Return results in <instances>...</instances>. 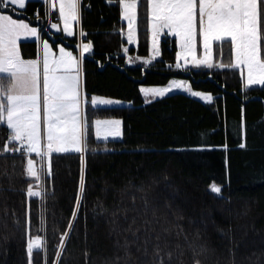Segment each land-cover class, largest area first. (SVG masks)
Here are the masks:
<instances>
[{
	"label": "trees",
	"instance_id": "16d2710c",
	"mask_svg": "<svg viewBox=\"0 0 264 264\" xmlns=\"http://www.w3.org/2000/svg\"><path fill=\"white\" fill-rule=\"evenodd\" d=\"M80 7L81 29L94 45L82 62L87 96L101 94L132 103L92 107L87 102L85 153L53 154L51 178L44 175L41 181L26 176L28 157L22 152L3 153L11 130L0 123V264H28L26 227L32 238L40 235L44 241L42 250H34L33 264H126L120 245L130 233L124 232L128 224L118 209L130 206L133 194L138 208L147 199L164 227L180 226L182 235L168 236L173 247L180 243L183 248L172 264H194L185 237L207 246L201 264H264V88L244 91L239 72L227 68L177 69L176 39L169 35L162 40L160 59L147 67L129 64L123 52L128 45L126 22L118 0H80ZM16 8L14 17L39 26L42 37L54 45L62 42L78 53L77 33L56 41L44 33L51 14L46 16L49 9L40 0H32L25 10ZM138 13V47L143 53L149 33L146 0H140ZM19 45L24 58L39 55L36 39ZM231 55L228 43L214 44L215 63L227 65ZM174 77L189 79L192 88L212 94L213 101L175 92L145 102L141 84H165ZM102 116L122 119L121 139H96L91 121ZM245 130L247 146L242 149L238 145ZM31 158L39 168V159ZM82 171V206L60 251V236L80 195ZM213 183L221 186V194L211 192ZM29 184L42 196L28 197ZM133 227L143 225L138 220ZM132 253V264H145L146 259L150 264L134 247Z\"/></svg>",
	"mask_w": 264,
	"mask_h": 264
},
{
	"label": "snow or ice",
	"instance_id": "6c2138e0",
	"mask_svg": "<svg viewBox=\"0 0 264 264\" xmlns=\"http://www.w3.org/2000/svg\"><path fill=\"white\" fill-rule=\"evenodd\" d=\"M51 10L58 11L60 23H51L50 28L62 31L68 37L74 35V23H80L81 7L79 0H40ZM111 3L112 0H106ZM32 0H0V123L11 130L8 142L3 146V153H23L26 160V176L41 181L42 176L51 178V157L70 151L85 153L87 124L84 116L86 104L85 93L81 88V65L86 54L93 52L91 41L77 45L79 52L74 55L66 47L60 46L58 52L53 50L48 39L42 38L39 26H30L25 19L14 18L17 8L25 10ZM140 0H118L123 21L127 22V43L134 44L137 37L138 6ZM150 18L152 55L144 60L151 64L161 56L160 38L171 34L178 38L179 51L175 55V67L187 71L194 69H230L239 72L243 80L242 89L251 86L264 88V0H147ZM50 13H46V16ZM39 20V10L36 11ZM48 29H44L47 33ZM79 35L88 34L80 30ZM200 37L201 53L198 54L197 38ZM21 38H35L40 43L39 56L35 59L23 58L19 42ZM224 43L231 46L233 59L229 64L214 62V44L219 47ZM127 47L123 48L128 53ZM140 59V57H136ZM128 57V63H132ZM180 89L194 97L211 103L213 95L202 91H193L191 83L183 79H172L166 87H139L145 98H163ZM93 106H112L119 100L103 96L90 98ZM150 103L151 101L146 100ZM43 111V119H42ZM243 116V102H242ZM121 119H97L94 121V134L97 139L108 140L109 137L122 136ZM246 135L240 148H246ZM11 145V146H10ZM223 147H227L224 145ZM180 151L181 149H174ZM32 154L39 158L32 159ZM79 196L74 205L72 217L67 229L60 236L58 248L63 251L65 240L73 230V222L81 208V200L86 191L83 171L79 182ZM211 192L221 194L222 188L216 183L211 185ZM28 197H41L42 191H34L31 184L26 189ZM118 209L128 227L124 232L130 233L120 245L125 252L126 264H132V248L150 258V264H172L174 255H183L180 243L173 247L168 236L175 232L182 235L179 225L164 227L156 216V209L150 208L144 199L142 208L134 203ZM152 212L151 218L148 217ZM129 213H135L129 216ZM116 215V213H114ZM131 220V223H128ZM140 221L143 227H133ZM17 226L19 220L16 221ZM27 223V221H26ZM113 224L118 223L116 220ZM159 226V230H157ZM25 248L28 264H33L34 250H42L44 243L40 235L32 238L26 227ZM193 253L194 264H201L200 256L207 253L205 244L188 242ZM119 244V241L117 242ZM60 252L56 254L59 261ZM145 264H149L146 259Z\"/></svg>",
	"mask_w": 264,
	"mask_h": 264
},
{
	"label": "rangeland",
	"instance_id": "374dc122",
	"mask_svg": "<svg viewBox=\"0 0 264 264\" xmlns=\"http://www.w3.org/2000/svg\"><path fill=\"white\" fill-rule=\"evenodd\" d=\"M146 2H147V0H146ZM16 7H18V6H16ZM53 11V10H52ZM54 12V11H53ZM147 12H148V8H147ZM138 16H139V13H138ZM50 17H51V15H50ZM122 17V16H121ZM14 18H17V17H14ZM17 19H23V18H17ZM25 21L26 22H28L29 24H30V26H36V25H32L29 21H27L26 19H25ZM126 22V21H125ZM51 23H60L61 24V28H62V21H60L59 19L58 20H51ZM50 23V24H51ZM147 26H148V29H149V33H148V44H147V50H146V52H143V53H141V52H139V47H138V34H137V37H136V42L134 43V44H128V45H126L125 47H127L128 49H129V51H128V53H125L126 55H127V59H128V57H132V60H133V62L131 63V64H134V65H143V66H145V67H147V66H149L150 64H145L144 63V60L145 59H147L148 57H150L151 55H152V51H151V31H150V18H149V14H148V24H147ZM80 28V24H79V27L78 28H76V26H75V23H74V25H73V29H74V35L77 33V35H78V43H77V45L80 43V42H82L81 41V36L79 35V32H80V30L81 29H79ZM53 30V32H57V33H60V32H62V31H57V30H55V29H52ZM137 32H138V19H137ZM126 33H127V22H126ZM67 35V34H66ZM73 35V36H74ZM166 35H169V36H171V34H167V33H165V34H163L162 36H161V38H160V48H161V43H162V40H163V38H164V36H166ZM173 37V36H172ZM43 39H48V38H44V37H42ZM31 39H35V38H27V39H25V38H21V40H31ZM175 39H176V46H177V50H176V52L177 51H179V44H178V38H176L175 37ZM49 40V39H48ZM49 42L52 44V46H53V50L54 51H57L58 52V48L60 47V46H63V47H66L68 50H70V51H72L73 52V54L74 55H78V53H76V52H74L71 48H69V47H67V46H65L62 42H58V45L57 46H55L50 40H49ZM83 42H87V41H83ZM124 47V48H125ZM131 47H135V50H132V51H130V48ZM197 47H198V54H200L201 53V43H200V37L198 36V38H197ZM40 48H41V45H40V43H39V52H40ZM78 52H79V49H78ZM39 56V55H38ZM37 56V57H38ZM162 56V55H161ZM161 56H159V57H157L154 61H152V63L153 62H155L157 59H160L161 58ZM37 57H34V58H25V59H35V58H37ZM136 57H140V59H136ZM24 58V57H23ZM231 58L233 59V53H232V55H231ZM216 60H215V56H214V62H215ZM151 63V64H152ZM130 64V63H129ZM189 68H192L191 66H189ZM192 69H194V68H192ZM172 79H183V80H187L189 83H190V81H189V79H187V78H180V77H174V78H171L167 83H165V84H160V85H158V84H141L140 85V87L141 86H143V87H166V86H168V84H170L171 83V80ZM81 88H82V90H83V92L85 93V99H86V101L87 102H89L90 103V106H92V107H97V106H99V105H97V106H93V105H91V102H90V98L91 97H93V96H103V97H106V98H112V99H115V100H119V101H121V103L120 104H118V105H112V106H123V105H131V101H128V100H124V99H121V98H116V97H112V96H107V95H101V94H93V95H91L90 97H88L87 96V94H86V92H85V89H84V84H82V80H81ZM193 89V91H200V90H197V89H194V88H192ZM175 92H184V93H187V94H189V95H191L190 93H188V92H185V91H183V90H180V89H174L173 90V92H171V93H175ZM203 92V91H202ZM171 93H169V94H171ZM205 93V92H204ZM168 95V94H167ZM142 96H143V94H142ZM192 96V95H191ZM194 97V96H193ZM143 98H144V100L146 101V100H148V101H151V100H154V99H156V98H152V97H147V98H145L144 96H143ZM197 98H199V97H197ZM87 102H86V104H87ZM86 104H85V106H84V111H85V116H84V119H85V122H86V124H87V119H86ZM100 107H105V106H100ZM108 107V106H107ZM42 119H43V111H42ZM97 119H100V120H106V119H121L120 117H116V116H111V117H108V116H102V117H95V118H93V120L91 121V125H92V131H93V134H94V121L95 120H97ZM122 120V119H121ZM88 132V124H87V131H86V133ZM122 133H123V125H122ZM94 136H95V134H94ZM123 137V134H122V136L121 137H119V138H113V137H109L108 139H121ZM97 139V138H96ZM98 140H103V139H98ZM70 152H74V151H70ZM34 156H35V154H33ZM38 158V157H37ZM39 159V158H38Z\"/></svg>",
	"mask_w": 264,
	"mask_h": 264
},
{
	"label": "crops",
	"instance_id": "0c3cea01",
	"mask_svg": "<svg viewBox=\"0 0 264 264\" xmlns=\"http://www.w3.org/2000/svg\"><path fill=\"white\" fill-rule=\"evenodd\" d=\"M79 3H80V0H79ZM54 11V13L56 14V15H58V11H56V10H53ZM79 24H80V28L79 29H81V23H75V26H76V28H78L79 27ZM48 34H49V36L50 37H52L53 38V40L54 41H56L58 38H61V37H63V36H67L65 33H63V32H60V33H57V32H53V30L50 28V25H49V30H48ZM56 34H58V36H55ZM126 37H127V34H126ZM87 41V42H89L90 40H88L86 37H81V41L83 42V41ZM21 41V40H20ZM81 43V42H80ZM58 45V42H57V44L55 45V46H57ZM77 45V44H76ZM86 55H89V54H86ZM85 55V56H86ZM81 80H82V84H84V80H83V64L81 65ZM33 155V154H32ZM32 159H34V158H32ZM35 160V159H34Z\"/></svg>",
	"mask_w": 264,
	"mask_h": 264
},
{
	"label": "built area",
	"instance_id": "2783aa9c",
	"mask_svg": "<svg viewBox=\"0 0 264 264\" xmlns=\"http://www.w3.org/2000/svg\"><path fill=\"white\" fill-rule=\"evenodd\" d=\"M53 19H54V20H58V19H59V16H58V15H54V16H53ZM114 54H115V57L117 58V57L120 55V51L117 50V51H115Z\"/></svg>",
	"mask_w": 264,
	"mask_h": 264
}]
</instances>
